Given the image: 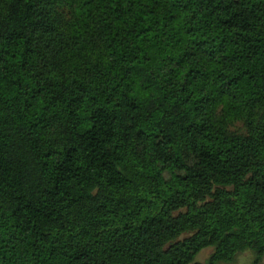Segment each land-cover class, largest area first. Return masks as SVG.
Returning a JSON list of instances; mask_svg holds the SVG:
<instances>
[{"label":"trees","instance_id":"obj_1","mask_svg":"<svg viewBox=\"0 0 264 264\" xmlns=\"http://www.w3.org/2000/svg\"><path fill=\"white\" fill-rule=\"evenodd\" d=\"M207 247L264 257V0H0V264Z\"/></svg>","mask_w":264,"mask_h":264},{"label":"rangeland","instance_id":"obj_2","mask_svg":"<svg viewBox=\"0 0 264 264\" xmlns=\"http://www.w3.org/2000/svg\"><path fill=\"white\" fill-rule=\"evenodd\" d=\"M241 123L238 122L239 126ZM212 248L211 247H207L202 249L194 258V260L192 262H190L189 264H195V262H197L198 264H208L207 263V257L209 256V254L211 253ZM252 259V254L250 251H245L241 254L238 255L237 259L234 262L231 263H218V264H249L250 261ZM261 264H264V257L262 259Z\"/></svg>","mask_w":264,"mask_h":264}]
</instances>
